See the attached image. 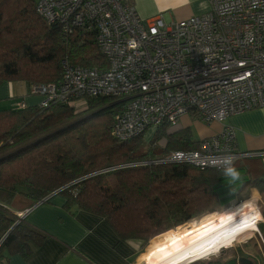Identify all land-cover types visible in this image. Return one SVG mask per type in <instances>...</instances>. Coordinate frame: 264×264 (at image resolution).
I'll return each instance as SVG.
<instances>
[{
	"label": "trees",
	"instance_id": "trees-1",
	"mask_svg": "<svg viewBox=\"0 0 264 264\" xmlns=\"http://www.w3.org/2000/svg\"><path fill=\"white\" fill-rule=\"evenodd\" d=\"M36 3L0 0V84L55 82L62 76L64 59L83 67L108 66L95 31L78 29L66 37L58 24H48L38 14ZM116 101L90 98L82 111L66 104L0 108V238L15 225L0 244V259L6 253L28 254L27 245L39 236L15 210L58 189L67 207L101 216L121 238L145 245L214 211L250 183L264 201V174L253 176L244 159L235 163L241 173L236 182L224 169L153 162L165 152L198 149L200 140L189 129L171 131L163 123L149 143L143 140L147 131L129 141L115 139L114 118L126 106H109ZM261 214L264 218V209ZM246 257L258 264L255 257Z\"/></svg>",
	"mask_w": 264,
	"mask_h": 264
},
{
	"label": "built area",
	"instance_id": "built-area-1",
	"mask_svg": "<svg viewBox=\"0 0 264 264\" xmlns=\"http://www.w3.org/2000/svg\"><path fill=\"white\" fill-rule=\"evenodd\" d=\"M210 3L202 15L168 23L162 15L142 18L131 0H37L38 14L66 37L78 29L95 31L108 63L83 67L64 59L60 79L31 86L42 96L39 106L66 104L82 111L90 98H129L111 129L119 141L163 123L176 126L188 113L222 123L264 107V0ZM235 140L234 129L225 126L200 140L198 149L170 151L153 162L224 169L225 155L235 163L246 155Z\"/></svg>",
	"mask_w": 264,
	"mask_h": 264
},
{
	"label": "crops",
	"instance_id": "crops-1",
	"mask_svg": "<svg viewBox=\"0 0 264 264\" xmlns=\"http://www.w3.org/2000/svg\"><path fill=\"white\" fill-rule=\"evenodd\" d=\"M131 1L142 18L162 15L168 23L202 15L211 9L210 0ZM31 86V83L20 80L0 84V108L13 107L17 103L38 105L42 96L33 94ZM207 124L212 127L209 136L218 133L225 126L233 128L237 150L246 154L242 158L245 166L251 169L253 176L264 174V107L233 114L222 123ZM177 126L178 124L173 126L171 131L189 129L196 139L190 127ZM151 129L153 133L157 128ZM248 193L253 198L260 195L257 188L245 187L237 196ZM66 202V197L57 192L32 206L15 210L17 215L20 213V220L34 228L39 236L27 245L28 254L6 253L0 259V264H142L141 257L148 247L154 245L151 242L157 237L146 245L138 239H123L103 217L76 206L67 207ZM165 240L167 237H162L152 251L168 244V241L163 243ZM159 244L161 245L158 246ZM232 253L241 256L239 252ZM227 260L228 258L224 261Z\"/></svg>",
	"mask_w": 264,
	"mask_h": 264
},
{
	"label": "bare ground",
	"instance_id": "bare-ground-1",
	"mask_svg": "<svg viewBox=\"0 0 264 264\" xmlns=\"http://www.w3.org/2000/svg\"><path fill=\"white\" fill-rule=\"evenodd\" d=\"M262 221L263 217L256 208L217 216L209 214L199 224L189 225L185 231L174 229L169 237H174L175 243L173 240L168 241L162 246L163 252L152 251L149 247L144 256L145 263L191 264L221 249L234 247L237 242L258 232Z\"/></svg>",
	"mask_w": 264,
	"mask_h": 264
},
{
	"label": "rangeland",
	"instance_id": "rangeland-1",
	"mask_svg": "<svg viewBox=\"0 0 264 264\" xmlns=\"http://www.w3.org/2000/svg\"><path fill=\"white\" fill-rule=\"evenodd\" d=\"M15 81V80H14ZM33 85V84H32ZM177 127H190L192 129V131L195 134V138L197 140H203L204 138H207L211 133H212V127L209 126L207 123H204V121L200 120L197 117H194L192 114L188 113V114H184V116L182 118H180L179 122H178V126ZM168 130H172V126L168 127ZM152 131L153 129H150L147 131L146 135L143 137V140L147 143H149L150 139L152 138ZM169 152H165L162 153L160 155L163 154H167ZM158 155V156H160ZM157 156V157H158ZM247 187H251V183L250 185H247ZM247 194L240 196H235L232 197L231 199H225L220 201L219 205L217 206V208H215L214 211H209V212H205L202 214H199L197 216H195L192 220L183 223L182 225H179L178 227H176L175 229H179V230H183L185 231L189 225L192 224H199L200 222H202L209 214L210 215H221V214H228V212H234V211H239V210H246L248 208H256V210H258V212L261 214V211L264 209V201L262 200L261 196L258 195L257 198H253L252 194L248 197ZM247 200V201H245ZM244 201V202H242ZM242 202V203H241ZM261 216L263 217V215L261 214ZM174 229L163 233L161 235L158 236V239L156 238L155 240H152L151 244L153 243L154 245L151 247L152 250L155 249L156 243L158 241H160V239H162V237L166 238L167 240H165L166 243L167 241L173 240L174 237H169L171 235ZM162 244V243H161ZM161 244H159L158 246H160ZM149 249V247H148ZM148 249H147V253H148ZM225 249V248H224ZM223 249H221L219 252L215 253L214 255H208L204 258H202L199 261L193 262L191 264H215L214 262H217V260H226V258L229 259L230 254H232V252L236 251L239 252V254L241 256H253L257 259L258 264H264V218H263V222H261L259 224V231L253 233L252 235H250L249 237L242 239L241 241L237 242L235 244L234 247L232 248H227L225 249L224 252H222ZM146 252L143 254V256L141 257V260L143 262H141L142 264H146L145 260H144V256H146ZM222 252V253H221Z\"/></svg>",
	"mask_w": 264,
	"mask_h": 264
},
{
	"label": "clouds",
	"instance_id": "clouds-1",
	"mask_svg": "<svg viewBox=\"0 0 264 264\" xmlns=\"http://www.w3.org/2000/svg\"><path fill=\"white\" fill-rule=\"evenodd\" d=\"M224 160V175L232 182H236L241 179V173L239 169L236 167L235 158L231 155H225L223 157Z\"/></svg>",
	"mask_w": 264,
	"mask_h": 264
},
{
	"label": "water",
	"instance_id": "water-1",
	"mask_svg": "<svg viewBox=\"0 0 264 264\" xmlns=\"http://www.w3.org/2000/svg\"><path fill=\"white\" fill-rule=\"evenodd\" d=\"M129 99V98H128ZM128 99H121L119 101L114 102L113 104L109 105V106H113L116 105L118 103H124L126 102ZM61 189H58L57 191H55L54 193L59 192ZM53 194V193H52ZM15 226V225H14ZM13 226V227H14ZM13 227H11L6 234L2 237L0 244L3 242V240L6 238V236L11 232V230L13 229ZM225 251V249H223V252ZM224 264H253V260L250 259L249 257L246 256H235L232 257L230 259H228L227 261L224 262Z\"/></svg>",
	"mask_w": 264,
	"mask_h": 264
},
{
	"label": "snow or ice",
	"instance_id": "snow-or-ice-1",
	"mask_svg": "<svg viewBox=\"0 0 264 264\" xmlns=\"http://www.w3.org/2000/svg\"><path fill=\"white\" fill-rule=\"evenodd\" d=\"M245 227H247V225H245ZM188 233H186L187 235ZM173 243H175V240H173ZM157 251H160V252H163L164 251V248L163 247H160V248H157ZM152 254H150L149 258L151 257Z\"/></svg>",
	"mask_w": 264,
	"mask_h": 264
},
{
	"label": "flooded vegetation",
	"instance_id": "flooded-vegetation-1",
	"mask_svg": "<svg viewBox=\"0 0 264 264\" xmlns=\"http://www.w3.org/2000/svg\"><path fill=\"white\" fill-rule=\"evenodd\" d=\"M232 257H234V256L232 255L230 258H232ZM230 258H229V259H230Z\"/></svg>",
	"mask_w": 264,
	"mask_h": 264
}]
</instances>
